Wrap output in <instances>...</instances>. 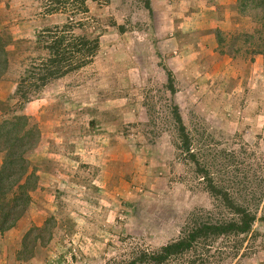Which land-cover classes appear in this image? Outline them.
<instances>
[{
  "label": "rangeland",
  "instance_id": "rangeland-1",
  "mask_svg": "<svg viewBox=\"0 0 264 264\" xmlns=\"http://www.w3.org/2000/svg\"><path fill=\"white\" fill-rule=\"evenodd\" d=\"M157 1L86 0L89 11L77 14L99 48L23 111L41 132L28 153L38 183L22 218L0 232V264H125L194 223L237 219L182 149L174 103L215 182L264 215V2L246 0L241 10L240 0H226L230 10L211 15L197 10L209 0H188L184 12L178 0ZM46 5L0 0V33L11 39L0 121L31 58L43 53L36 31L67 18ZM197 250L185 260L264 264V225Z\"/></svg>",
  "mask_w": 264,
  "mask_h": 264
},
{
  "label": "trees",
  "instance_id": "trees-1",
  "mask_svg": "<svg viewBox=\"0 0 264 264\" xmlns=\"http://www.w3.org/2000/svg\"><path fill=\"white\" fill-rule=\"evenodd\" d=\"M75 1L81 2V7H74ZM259 6L257 4L256 8ZM245 8L246 0H240V9ZM45 10L48 14L63 12L67 18L61 23L36 31L35 40L41 45L43 53L31 58L13 88L9 97L11 103L8 100L5 117L0 121V232L13 228L22 218L38 183L28 153L35 148L41 132L37 123L23 113L26 105L51 81L91 64L99 48V38L87 33L86 22L77 17L80 12L89 11L86 0H48ZM10 42L11 39L0 33V76L9 64ZM168 79V88L175 95L176 87L171 73ZM173 115L182 140V149L194 162L208 188L220 195L239 217L228 221L194 223L177 240L157 250L142 249L125 264H197V259L187 261L185 256L198 251L199 244L205 245L207 239L249 233L256 222L264 225V215L258 216L248 206L236 203L229 191L218 185L207 166L201 163L192 149V140L177 103L173 104Z\"/></svg>",
  "mask_w": 264,
  "mask_h": 264
},
{
  "label": "crops",
  "instance_id": "crops-1",
  "mask_svg": "<svg viewBox=\"0 0 264 264\" xmlns=\"http://www.w3.org/2000/svg\"><path fill=\"white\" fill-rule=\"evenodd\" d=\"M177 2L178 5H179V10L184 12V10H187V6H186V3H188V0H178ZM232 2V0H231ZM158 4H167L164 0H161V1H157ZM232 6V3H230V1H226V0H209V1H204L203 3H201V7L199 9H197L199 12L200 11H207V13H211V15H214L215 12L217 11V6H222L225 8L226 11H229L230 10V6ZM154 5H152L153 7ZM200 6V5H199ZM170 7H172L171 5H167V8L170 9ZM209 8V9H208ZM232 9V7H231ZM188 10H191V9H188ZM211 11V12H210ZM225 11V12H226ZM218 20H221L219 18H217V21L216 23L218 22Z\"/></svg>",
  "mask_w": 264,
  "mask_h": 264
}]
</instances>
